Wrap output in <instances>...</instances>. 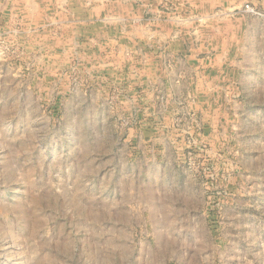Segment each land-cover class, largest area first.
Returning <instances> with one entry per match:
<instances>
[{"label": "rangeland", "instance_id": "obj_1", "mask_svg": "<svg viewBox=\"0 0 264 264\" xmlns=\"http://www.w3.org/2000/svg\"><path fill=\"white\" fill-rule=\"evenodd\" d=\"M176 5L0 0V264H264V11L244 9L246 61L200 94L193 60L163 48L157 82L141 42L122 52L150 22L200 55L215 18ZM94 8L149 9L113 17L121 33Z\"/></svg>", "mask_w": 264, "mask_h": 264}, {"label": "crops", "instance_id": "obj_2", "mask_svg": "<svg viewBox=\"0 0 264 264\" xmlns=\"http://www.w3.org/2000/svg\"><path fill=\"white\" fill-rule=\"evenodd\" d=\"M176 1V9L178 11H188L190 12V14L199 16V18H203L204 16L207 18H215L214 21L212 19V21L205 26L204 30L199 29L198 31L196 30L197 33H192V39L194 38L195 34H198V40L200 39V55L199 51H197L195 47H192L193 51H191V46L193 45V43L187 44L186 41L181 38L182 30H177L176 25H170L169 29L165 31L164 25H158L159 27L157 25L153 26L150 22H146L140 27L138 26L139 28H133L130 25L128 26L130 31L125 32L123 37H120L125 39V47H122V52L125 53V51H128V48L126 47L127 45H136V42H141L140 44L144 46L145 49H140V52L142 54V57L138 59L140 72L145 74V76L147 75V78H156V81L158 82V80H161V77L163 76L162 74H160L161 72H163L160 70V68L162 67V64L160 63L162 55L160 53H162L163 48L168 47L170 54L174 55L173 58L176 57L175 61L177 63V66H185L186 64H188L187 61H189L190 59L193 60L194 66L191 67V70H189L188 68L186 69L190 76V91L200 94H208L209 92L211 93L215 91L214 89L215 86H217V82L223 83L221 78H225V75L224 71L221 70L225 69V67L228 65V62L237 61L240 63V61H242L243 66L244 61H246L247 52L245 50V31L249 16L244 9L245 6L249 4L254 8H259L260 10L264 11V0ZM108 9H110V11ZM108 9L94 8V15L96 16L98 13L101 14L102 12H106V18L102 19V21L106 23L105 26L114 27L119 31L121 30L122 33V25L117 21L115 22L113 17H115L116 15L123 16L126 17V21L128 22L131 14L142 13V15L144 16V12L147 13V10L149 8H140L139 10H136L134 8H122V10H118L121 8ZM212 14L217 15L211 17ZM107 16L111 17L108 19ZM193 22L195 24L197 23L196 21ZM196 26L198 28H201L199 27L200 25ZM112 40L109 41V39H107L110 44L112 43ZM176 44H179V46ZM172 47L178 48V50L173 51L171 50ZM202 49H205L204 53L202 52ZM144 56L147 57L145 58ZM149 58L151 59L152 64L149 63ZM120 59V55L116 56L115 61H119ZM121 60L125 61L124 55H122ZM197 61L200 67H196ZM210 61L212 65H210ZM116 66L117 65H115V69L117 70L119 66ZM242 66L237 65V68L240 69ZM205 67H207L206 70L203 69ZM214 67L216 68L214 69L215 71L212 70ZM237 73H239L241 77L247 76L245 70H243L241 73L240 71H238ZM221 90L224 91L227 89ZM207 98L206 96H204L203 102H200L201 106L204 109H208L207 107L212 108L208 105L209 103ZM153 131L157 133L159 129L154 128Z\"/></svg>", "mask_w": 264, "mask_h": 264}, {"label": "built area", "instance_id": "obj_3", "mask_svg": "<svg viewBox=\"0 0 264 264\" xmlns=\"http://www.w3.org/2000/svg\"><path fill=\"white\" fill-rule=\"evenodd\" d=\"M245 8H246V10L253 11V10L251 9V5H249V4H247V5L245 6Z\"/></svg>", "mask_w": 264, "mask_h": 264}]
</instances>
